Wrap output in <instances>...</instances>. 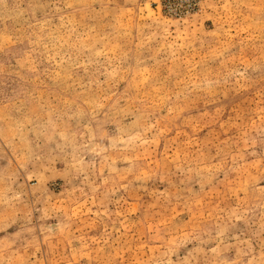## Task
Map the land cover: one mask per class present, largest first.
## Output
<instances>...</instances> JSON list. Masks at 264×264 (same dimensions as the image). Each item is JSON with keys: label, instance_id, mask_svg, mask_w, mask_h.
Returning <instances> with one entry per match:
<instances>
[{"label": "rangeland", "instance_id": "374dc122", "mask_svg": "<svg viewBox=\"0 0 264 264\" xmlns=\"http://www.w3.org/2000/svg\"><path fill=\"white\" fill-rule=\"evenodd\" d=\"M0 264H264V0H0Z\"/></svg>", "mask_w": 264, "mask_h": 264}]
</instances>
